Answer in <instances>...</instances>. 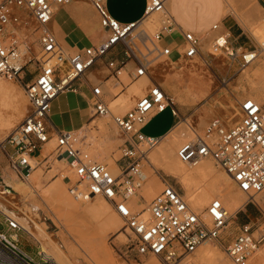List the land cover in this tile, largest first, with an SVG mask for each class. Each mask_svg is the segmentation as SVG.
Segmentation results:
<instances>
[{"label":"built area","instance_id":"2783aa9c","mask_svg":"<svg viewBox=\"0 0 264 264\" xmlns=\"http://www.w3.org/2000/svg\"><path fill=\"white\" fill-rule=\"evenodd\" d=\"M74 1L4 0L0 3V78L20 83L29 103V111L20 125L0 143L10 168L27 181L44 164L46 170H51L55 162L65 160L73 176L66 178L70 182V195L76 201L97 197L109 201L125 222L124 228L129 231L139 264H143L142 257L149 255L161 264H196L194 255L207 242L220 248L227 264H250L256 252L264 247V210L253 200L264 192V105L251 97L244 99L239 105V122L229 126V118L226 122L214 117L201 135L184 143L177 152L179 160L192 167L207 158L215 161L237 189L247 195L246 204L257 207L256 219L247 217L245 222L236 224L238 213L235 218L230 217L219 198L203 213L198 212L175 184L163 178L162 190L146 208L136 210L131 199L139 195L141 202L140 191L146 182L142 163L147 151L159 140L146 136L143 128L156 114L168 109L179 117L176 103L155 77V64L161 57L177 66L203 60L202 37L180 27L168 10L167 0H147L145 17L160 16V29L153 36L141 29L140 23L145 17L137 23H121L108 12L107 0H90L107 38L99 45L69 50L60 43L51 24L55 10ZM212 30L219 31V26L214 25ZM177 31L182 37L181 46L175 50L162 44L165 33L174 36ZM219 34L215 39L217 48L236 61L240 50L230 46V34ZM118 47L122 48L118 56L109 58L103 69H97ZM259 47V50L241 53L240 70L256 61L264 44ZM174 55L177 59H173ZM204 61L208 64L205 58ZM128 64L133 66V78L125 84L122 79ZM28 66H33L35 74L26 81ZM109 78L115 81L114 86L104 84ZM141 78L148 80L145 93L126 112L114 114L109 103L111 95L117 98ZM77 81L92 87V118L109 117L123 139L118 148L120 157L116 159L117 175L108 164L93 159L84 132L61 131L53 135L49 132L52 103L61 94L75 91ZM52 141L55 142L52 152L39 159L37 154L43 153ZM0 214L7 226V233L0 231V264H53L43 258L40 248V260L22 250L18 232L29 233L13 216L1 210ZM232 220L237 226L230 237L227 230Z\"/></svg>","mask_w":264,"mask_h":264},{"label":"rangeland","instance_id":"374dc122","mask_svg":"<svg viewBox=\"0 0 264 264\" xmlns=\"http://www.w3.org/2000/svg\"><path fill=\"white\" fill-rule=\"evenodd\" d=\"M224 3H225V15H226L225 17H228L238 22L242 26L246 34L248 35V40H247L248 45L244 49L239 51L238 59L236 61H232L227 55L226 51L224 50L218 51V48L216 47L217 48L216 49L217 51H215L217 52L216 54L214 52L212 54H209L205 51L202 52V56L208 61V64L204 63V66H201L200 70L196 72L197 74L196 73L190 74V72L188 71V67H190L194 63H189V65L187 63H183L179 66L172 65L170 61H168V59H166L165 57L159 58L157 60V63L160 62V64L159 65L155 64L154 67L156 79L162 84L164 89L171 97H173V93H175L176 91L187 94L186 92L187 88H190L192 90L196 89V91H200V94L202 95V99L199 102L196 103L193 102L192 104H187L186 101L187 98L185 96H184L185 100L182 103L176 102V108L178 109V111L182 113L181 114L182 119L180 120V122L183 121L184 119L186 120L189 119L190 121L189 123L191 127L200 135L203 133L207 123L214 117L225 119V121L228 122V120L226 119H228L229 116H231L230 114H233L235 117L234 120L227 123V125L229 126H232L240 121L239 105L242 101H244V99H246V96L244 95L246 91L245 81L248 82L249 80L248 78H246L245 80H242L240 78V75L242 74L243 71L240 70L238 66L239 62L241 61V53L259 50L260 44H264V38L259 37L260 25L262 22H264V10L261 8L260 4L264 3V1L224 0ZM156 19H155L156 21H154L156 23V24L154 23L155 24L154 26L156 28L153 26V29H150V27L146 23L142 24L141 26L142 27L141 29H144L149 34V36H153V34L158 32L160 29V17L159 18L157 17ZM220 21L221 20L211 22L208 29L211 32H213L212 27L216 24L219 25L220 28L221 27ZM196 34L198 36H201L198 33ZM215 34H216L215 37H212V35L206 36L207 38H211L212 44H214L213 39H215L216 36L220 35L219 31H217V33ZM103 37H104V32L102 30L94 29L90 34V38L86 40L98 41ZM66 44L70 47L73 46L70 43H66ZM80 44L82 46L85 43L82 41ZM162 44L170 45L172 48L176 50L179 46L183 44V41L181 38L178 37L164 36L162 40ZM230 46L232 47L231 44ZM173 59H177V55H174ZM255 62L264 63V49L259 51L258 58ZM195 64L199 65L200 60H198L197 63ZM181 70L183 71V73ZM34 74L35 72L33 71V66H28L25 69V76H24L25 80L28 77H32ZM130 81L131 80H127L125 84L129 83ZM2 82L7 87H14L17 93L19 95L21 94L20 96L22 97L23 100L21 102V106H22L21 114L20 116H18L19 118L17 117L19 120L18 121L17 119L15 120L17 121V123L14 122L15 125L13 124L12 125L13 127L11 126L10 130L4 129L3 131L0 132V143L4 142L6 137L20 125L21 121L29 111V103L25 96V92L22 85L20 83L10 82L5 79H2ZM118 90H120V88ZM118 90L116 92H118ZM145 90L146 89L141 91L140 96L139 95L132 96L133 100L129 104L130 108L133 107L136 100L145 93ZM115 113L120 114L121 111H115ZM235 114H237V116ZM174 120L175 118L173 117L171 110L168 109L164 113L155 115L152 121L143 130V133L146 136H153V137L160 136L168 128H170V126L174 123ZM102 122L103 123L106 122L107 123V124L105 123L106 125H108V123H111V126L114 128L115 135L117 136L120 135L116 126L114 125L113 122L110 121V119H104ZM93 126L91 125L87 127L83 132L87 135V142H89L90 144L89 151L91 156L93 157V159L103 162V159L98 154L96 143L101 142V140L103 139L101 135L107 136L110 133V131L108 133V131L102 129L101 130L102 133H98ZM193 138L194 136L193 134H191L188 140H183V142L179 144L180 145L179 148L184 143H186L187 141ZM122 143L123 142H121V144ZM54 147H55V142L53 141L50 144H48L46 152H44L43 155L52 152ZM118 148L119 147L115 148L113 150V153L110 152L111 153L110 156L111 158L115 159L114 160L115 163H116V159L120 157V152ZM145 149H146V145L143 146V150ZM54 154L55 153H53L52 158H55ZM212 162L214 165L215 174L217 176H221V174H224L223 171L216 165L215 161L212 160ZM119 163L123 164L124 161H120ZM142 164L144 165L145 170L147 171L145 173L148 176H151L153 174V169L149 165H147L146 161L143 162ZM67 170H68V166H66L64 163L55 162L51 170H46V164H44L43 167H39L33 173V175L30 178L31 180L26 181L18 177V175L10 168L7 156L2 149V144L0 145V193H3L5 196L10 198L14 194L17 198L16 200H18V202L22 207H24L25 203L29 205L33 211L31 215L33 217L34 222L39 224L40 226H43L46 229V232L50 234L52 238H54V240L64 251L69 253L68 248L74 246L73 237L75 235H73L68 230L70 229L73 233L75 232L78 234H82V238L86 239V241H88L89 239L97 238L95 239V241L98 242L99 244L98 248L106 247L108 249L113 264H139V257L137 256L135 250L132 247L131 238L128 234L129 231H125L124 228L125 222L123 219L119 217V215H117L113 205L109 201H106L103 198L96 199V200H102L106 204V206L108 207V212L106 214L104 215L89 214V213L84 214L83 213L84 203L80 204V202L83 201L79 202L76 201L73 197L70 198V196H68V194L65 192L62 184L59 185V183H61L60 180L62 174H65V176H67L66 173ZM155 172H157L156 174L161 180L166 179L172 184H175L176 187L182 193L185 194L183 187L180 185V183L176 178L167 175L162 171H155ZM118 173H119V168L116 170V174ZM7 175H11L12 177L16 178L17 181L23 182L27 185L29 184L33 185L34 187H36V190L34 191L28 189L25 197L22 195H16L14 190L11 187L6 186L5 184V178L7 177ZM217 176H212L213 178L212 177L211 178L214 180V178ZM211 178L210 181L212 180ZM226 180H228L229 182L228 186L230 187V189L232 188L231 191L247 198V196L243 195V193L241 194V192H239L237 187L231 181H229L230 179H226ZM65 182L69 184L68 185L69 187L70 182L67 179L65 180ZM145 189H148V186ZM45 190L51 191V192L49 191L50 194H47L46 196L47 198L41 197L42 198L41 199L35 196L37 195L36 193L41 194ZM54 192L56 195L54 194ZM215 198L216 197H213L210 203ZM29 199H33L31 203L27 201ZM35 199H37L38 201H36ZM43 199L46 203V206H43V204L41 203V201L43 202ZM146 201H147L146 196L142 194L141 202L139 199L133 198L132 203L133 204L137 203L136 207L140 209H144ZM94 202L95 200H90L88 201L87 205L90 206ZM224 204L227 208L228 207L227 204L225 202ZM248 205H250V207L253 210L257 211V207L254 206L252 203H249ZM92 208L94 210L101 211V210H105V205L101 202H98ZM9 209L13 212V215L22 218L21 214L15 211V209H11V208ZM253 210H250L247 213V216L239 215L238 219L236 220V224L245 222L247 217L251 219H256L258 217V214ZM51 211L55 213L57 219ZM110 218H117V221H115L114 223L116 222L120 223L122 225V228L120 230H116L115 224H112L110 226H105L104 225L105 221ZM236 224H231L227 230V233L228 235H230V237L235 232L237 226ZM0 231L3 233H7V226L5 225L4 217L1 214H0ZM18 237H19V242H18L19 247L25 252H27L29 255H31L33 258H35L36 260H40V255L38 254L39 248L41 246L40 242L23 231L18 232ZM207 245H209L210 247L212 246V248L220 250V248L217 247L212 242H207L202 246H207ZM90 250L89 253L91 254L97 251L95 249L91 251ZM79 255L80 256H76L77 258L73 257L72 261L75 262L76 264L77 263L89 264V260L86 259L87 256H84V253L81 252ZM222 256L225 257L223 252H222ZM142 260H143V264H152L153 262H160L151 255L147 257H142ZM226 262L223 261V264H227Z\"/></svg>","mask_w":264,"mask_h":264},{"label":"bare ground","instance_id":"6f19581e","mask_svg":"<svg viewBox=\"0 0 264 264\" xmlns=\"http://www.w3.org/2000/svg\"><path fill=\"white\" fill-rule=\"evenodd\" d=\"M168 10H169V6H168ZM157 17L159 18L160 16L156 15V14L147 15L144 18V20L140 23V26H142V24L146 23V24H148L150 29H153V26L156 24L154 21L157 20L156 19ZM263 28H264V25H263ZM214 32L217 33L216 31H214ZM215 39H213L214 44H212L211 38H207V37L203 38L202 37V49H203V51H205L209 54H212L213 52L216 54L217 52H215V51H217L216 50L217 44L215 43ZM203 43H204V45H203ZM219 50H221V49L218 48V51ZM204 63L206 64V62L204 61V58H203V60H200L199 65H196L194 63L190 67L187 66L188 71L190 72V74H194L200 70L201 66H204ZM156 64L159 65L160 62H158ZM244 71H245V69L242 72H244ZM173 72H175V71H173ZM182 73H183V71H182ZM247 78L253 80V78H250V76H248V75H247ZM138 81H141L142 83L148 84V80L146 78H141ZM131 85L128 87L127 92H125V94L123 93L124 95L121 94L122 96L119 95L117 98H114L111 95V97L109 98L110 108L112 105L114 110L118 109L120 106L128 109L129 104L132 102V101H128V99L131 98L133 95H138V93H140V91L144 90L143 85L140 83H136L133 86H131ZM117 90H114L113 92L117 93L116 92ZM20 95L17 93V91L15 90L14 87H7L2 82V78H0V132L3 131L4 129L10 130V127L14 124V122L17 123V121L19 120L18 116H20L21 111H22L21 102L23 100ZM173 97H172V99L174 100L175 103L176 102L182 103L185 100V98L183 99L182 94L178 93V92L173 93ZM129 109H130V107H129ZM111 110L114 114H116L112 108H111ZM126 111L127 110H125L121 113H124ZM230 115L231 116H229V120L230 121L234 120L235 116L233 114H230ZM235 115L237 116V114H235ZM16 119H17V121H15ZM104 119H110V118L106 117ZM189 122H190L189 119L188 120L184 119L183 121L179 122L169 133H167V135H165L162 139L158 140V145H156L153 149L147 151L146 158L143 162L146 161L147 165H149L154 170V173H155L154 176L156 177V180L161 183L162 188H163L164 183L157 176V174H156L157 172H155V171H162L163 173L176 178L185 191L184 198L188 201L189 205L194 210L203 213L206 206L209 205V203L213 199V197H216V198L221 199L222 202L224 201L227 204L228 207L226 208V206L223 202V204L227 210L228 215L230 217L232 216L233 218H235L238 211L240 209H242V207L249 201V198L247 197L248 198L247 199L244 196L238 195V194L234 193L233 191H231L232 188L230 189V187L228 186L229 182H228V180H226V179H230V177H228V175L224 171H223L224 174H221V176H217L215 174V169H214L212 159H210V158L204 159L198 166L192 167L186 163L181 162L177 156V152L180 149L179 144L181 142H183V140H188L190 138L191 134H193L194 137L196 135H198V133L191 127ZM105 123L100 124V129L101 130L103 129V130L109 132V128H108L109 126H107L106 125L107 123L106 124ZM88 130H90V129H88ZM100 133H101V131H100ZM47 146H46V149H47ZM44 152H46V150ZM54 156L56 157V154H54ZM99 156L103 159L104 163L108 164L111 171H114L115 165L111 161H109L107 158H105L101 152L99 153ZM59 162L64 163L67 166V163L65 160H60ZM142 167L144 169L143 164H142ZM143 169H142V175L146 179V182L144 183V185L140 191L141 193L144 191L147 183H150V180L147 177V175L145 174V172L143 171ZM66 173H67V176H65V174H62L61 180H60L61 183H59V185L62 184L65 192L71 198L72 196L70 195V193L68 191V185L69 184H67L65 182V180L68 176L69 177H73V176H72V173L69 171V169L67 170ZM113 173L115 175H117L116 172H113ZM212 176H217V177H215L213 180ZM10 177H11V179H16L12 176H10ZM210 178L212 179L211 181H210ZM29 180H31V179H29ZM29 180H27V181H29ZM229 181H231V179ZM5 184H6V186L11 187L14 190L16 195H22L24 197L27 194L28 189L34 190V191L36 190V187H34L33 185H31V184L27 185L23 182H18L17 180L15 182H12L11 180H6ZM52 190H53V188H52ZM49 191L50 190H45L41 194L36 193L37 195H35V194L34 195L39 197V198H41V197L44 198L47 196V194H50L51 191L50 192ZM55 192H54V194H55ZM52 194H53V191H52ZM241 194H242V192H241ZM243 195H245V194L243 193ZM245 196H247V195H245ZM99 198H101V197H97L95 199H99ZM133 198H137L140 200L139 195H134L131 199V203H132ZM16 199L17 198L14 194L10 198V197L5 196L3 193H0V210L3 211L4 213H7V214L13 216L15 219H17V221L20 223V225L32 237H34L37 241L40 242V244H41L40 251H41L43 258L45 260L50 261L53 264H76L75 262L72 261V258L73 257L77 258L76 256H80L79 254L82 252V253H84V256L88 257V258L86 257V259L89 260V264H113V261L111 259V255H110L108 249L106 247L98 248L99 244H98V242L95 241V239H97V238L89 239L88 241H86V239L82 238V234H78L75 232L73 233L70 229H68V230L73 235L76 236V237L74 236L75 238L73 237L74 246L68 248L69 253L64 251L58 245V243L54 240V238H52V236L46 232V229L43 226H40L39 224L34 222L33 217L31 215V213L33 212L32 208L29 205H27L26 203H25L24 207H22L20 205V203L18 202V200H16ZM95 199H92V200H95ZM32 200L33 199H29L27 201L29 203H31ZM35 200L38 201L37 199H35ZM253 200L260 207L263 208L264 207V192L261 193L260 195H257L256 197H254ZM41 203L43 204V206H46L44 199H43V202L41 201ZM81 203H84V202H80V204ZM53 204H54V202H53ZM132 205L135 206L136 210H142V209L136 207L137 204L132 203ZM147 205L145 206V208L147 207ZM9 208L15 209V211L19 212L23 219L17 217L16 215H13V212ZM51 212L53 213V211H51ZM53 214L55 215V213H53ZM147 214L148 213L145 211L144 215H147ZM205 216H206V214H205ZM55 217L57 219L56 215H55ZM233 223H234V220H232L230 222L229 226ZM121 228H122V226L120 227V229ZM90 249L91 250L95 249L97 251L95 253L91 254V253H89ZM225 257H226V255H225ZM225 257L222 256V252L219 249H215V248H212V246L210 247L209 245H207V246H202L198 249V251L194 255V261L196 262V264H223V261H225V262L227 261V258H225ZM152 264H161V262H153ZM250 264H264V247L260 248L256 252V254L251 259Z\"/></svg>","mask_w":264,"mask_h":264},{"label":"crops","instance_id":"0c3cea01","mask_svg":"<svg viewBox=\"0 0 264 264\" xmlns=\"http://www.w3.org/2000/svg\"><path fill=\"white\" fill-rule=\"evenodd\" d=\"M3 1L4 0H0V3ZM166 3L169 6L170 12L172 13V15H174L176 21L178 22L181 28L188 31L196 32L200 34L203 38L210 35H212V37H215V32L213 30V32H211L208 27L211 22L221 20V27L219 28V33L228 32L230 34L229 42L234 48L242 50L248 45V35L246 34L242 26L238 22L228 17H225L226 15L224 0H167ZM106 5L110 15L117 21L121 23H137L142 21L146 15L145 11L147 0H107ZM260 5L261 8L264 10V3ZM263 25L264 22H262L260 25L259 37L261 38H264ZM51 27L60 43L69 50H82L83 48L92 45H99L107 38V33L102 28L99 17L95 12L90 0H76L68 5L58 7L55 10ZM94 29L102 30L104 32V37L98 41H87L86 39L90 38V34ZM164 36L178 37L182 39L179 31L175 32L174 36L167 35L166 33L164 34ZM82 41L85 44L81 46L80 43ZM66 43H70L73 46L70 47ZM121 49V47H118L117 49L112 51L107 56V58H105L103 63L99 64L97 69H103L105 67V62L113 56H118V51ZM247 75L250 76V78H253V80L249 79L248 82L245 81L246 91L244 95L246 96V98H255L257 99V101L264 105V63H252L245 69L244 72H242L240 78L242 80H245L247 78ZM31 78L32 77L26 78V81H29ZM132 78L133 66L131 64H128L126 68V76L122 79V81L126 83L127 80H131ZM136 83L142 84L144 87L143 89H145L147 85L145 83H142L141 81H137ZM136 83L132 84L131 86L135 85ZM104 84L106 86H114L115 81L109 78L105 81ZM74 87L75 91H69L67 93L61 94L52 103L49 112V132L51 135H53V133H58L61 131L83 132L87 127L91 125H94V129L98 133H100L101 131L100 124L103 123L102 121L104 120V118H92L91 114L92 87L84 81L75 82ZM186 92L187 94L182 92L178 93H182L183 99L185 97L187 98V104H192L193 102L196 103L202 99L200 91H196V89L192 90L190 88H187ZM138 95H141V91L140 93H138ZM132 100L133 97L128 99V101ZM111 108L114 110L112 105ZM125 110L127 109L120 106L114 111L123 112ZM181 114L182 113L180 111L179 117H175L172 114L175 118L174 123L164 133L154 138H158L160 140L165 135H167V133H169L180 122V120L182 119ZM152 119L150 120V122L152 121ZM150 122L147 123L143 130L148 126ZM108 125L110 133L108 132L109 134L107 136L101 135L103 139L101 140V142L96 143L97 150L98 154L101 152L105 158H107L115 165L114 171L112 172H116L118 167L114 161L115 159L111 158L110 152L113 153V150L121 145L123 139L120 135H115V131L114 128L111 126V123H108ZM43 154L44 153L42 152L38 153L37 157L39 159H42ZM143 171L147 172L145 170V167ZM154 175V170L151 176L147 175L150 180V183H147L145 187L147 188L148 186V189H144V191L141 193L144 194L147 199L145 206L148 204L150 199L162 188L161 183L156 180V177ZM10 176L11 175H7V177L5 178V183L6 180H11L12 182L16 181V179H11ZM83 202V206H85L83 207L84 214L89 213L104 215L108 212V207L102 200L95 199V202L90 206L87 205L88 201ZM98 202H101L105 205V210L100 211L94 210L92 208ZM250 210H253L250 205L245 204L244 207L238 211L237 217H239V215L247 216V213ZM253 211L257 213L256 210ZM115 221H117V218L107 219L104 225L110 226L112 224H115V229L120 230V227L122 225L117 222L114 223ZM234 234L235 232L232 234V236Z\"/></svg>","mask_w":264,"mask_h":264},{"label":"snow or ice","instance_id":"6c2138e0","mask_svg":"<svg viewBox=\"0 0 264 264\" xmlns=\"http://www.w3.org/2000/svg\"><path fill=\"white\" fill-rule=\"evenodd\" d=\"M221 43H223V41H221Z\"/></svg>","mask_w":264,"mask_h":264}]
</instances>
